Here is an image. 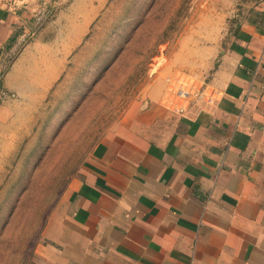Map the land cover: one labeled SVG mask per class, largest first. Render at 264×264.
Listing matches in <instances>:
<instances>
[{
  "label": "crops",
  "instance_id": "obj_1",
  "mask_svg": "<svg viewBox=\"0 0 264 264\" xmlns=\"http://www.w3.org/2000/svg\"><path fill=\"white\" fill-rule=\"evenodd\" d=\"M107 1L0 0V167ZM197 1L204 87H155L93 146L33 264H264V0Z\"/></svg>",
  "mask_w": 264,
  "mask_h": 264
},
{
  "label": "rangeland",
  "instance_id": "obj_2",
  "mask_svg": "<svg viewBox=\"0 0 264 264\" xmlns=\"http://www.w3.org/2000/svg\"><path fill=\"white\" fill-rule=\"evenodd\" d=\"M199 10L197 0L107 1L27 136L1 161L0 264L34 263L46 217L69 181L102 137L147 105L151 90L162 88L180 108L204 87L196 73L203 68L191 65Z\"/></svg>",
  "mask_w": 264,
  "mask_h": 264
},
{
  "label": "built area",
  "instance_id": "obj_3",
  "mask_svg": "<svg viewBox=\"0 0 264 264\" xmlns=\"http://www.w3.org/2000/svg\"><path fill=\"white\" fill-rule=\"evenodd\" d=\"M15 6L17 7V4H15ZM16 7L15 9L13 10H16ZM39 14V15H38ZM42 14V15H40ZM51 16L50 14H48L47 12H38L37 14H35V18H36V25L37 26H41L43 25V23L46 21V19H48V17Z\"/></svg>",
  "mask_w": 264,
  "mask_h": 264
}]
</instances>
